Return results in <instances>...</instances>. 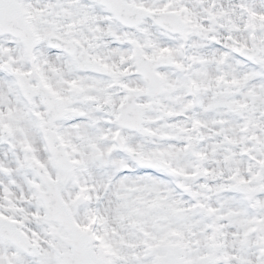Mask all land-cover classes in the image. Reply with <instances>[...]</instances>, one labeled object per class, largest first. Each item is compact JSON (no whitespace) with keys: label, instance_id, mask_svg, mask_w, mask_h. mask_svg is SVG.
<instances>
[{"label":"snow or ice","instance_id":"6c2138e0","mask_svg":"<svg viewBox=\"0 0 264 264\" xmlns=\"http://www.w3.org/2000/svg\"><path fill=\"white\" fill-rule=\"evenodd\" d=\"M0 264H264V0H0Z\"/></svg>","mask_w":264,"mask_h":264}]
</instances>
